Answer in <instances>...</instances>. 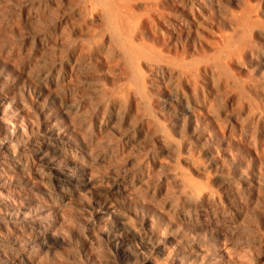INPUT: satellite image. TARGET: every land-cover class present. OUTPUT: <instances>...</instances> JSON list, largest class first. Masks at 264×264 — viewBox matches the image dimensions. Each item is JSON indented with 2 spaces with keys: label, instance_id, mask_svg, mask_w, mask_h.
Masks as SVG:
<instances>
[{
  "label": "rangeland",
  "instance_id": "1",
  "mask_svg": "<svg viewBox=\"0 0 264 264\" xmlns=\"http://www.w3.org/2000/svg\"><path fill=\"white\" fill-rule=\"evenodd\" d=\"M0 264H264V0H0Z\"/></svg>",
  "mask_w": 264,
  "mask_h": 264
}]
</instances>
